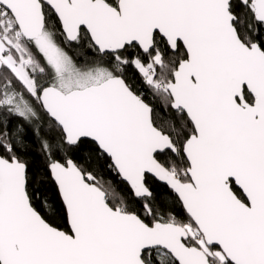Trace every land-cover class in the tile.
<instances>
[{
	"label": "snow or ice",
	"instance_id": "6c2138e0",
	"mask_svg": "<svg viewBox=\"0 0 264 264\" xmlns=\"http://www.w3.org/2000/svg\"><path fill=\"white\" fill-rule=\"evenodd\" d=\"M0 264H264V0H0Z\"/></svg>",
	"mask_w": 264,
	"mask_h": 264
}]
</instances>
